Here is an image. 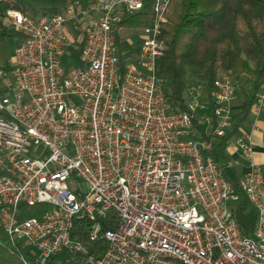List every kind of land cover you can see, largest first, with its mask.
I'll return each mask as SVG.
<instances>
[{
	"label": "built area",
	"instance_id": "1",
	"mask_svg": "<svg viewBox=\"0 0 264 264\" xmlns=\"http://www.w3.org/2000/svg\"><path fill=\"white\" fill-rule=\"evenodd\" d=\"M170 1L75 0L36 19L0 13V29L18 39L13 57L0 64V228L33 246L35 259L24 264H264V172L252 161L251 136L225 140L249 165L239 182L255 212L248 237L229 206L238 195L207 155L212 142L198 137L190 115L172 111L166 83L156 77ZM146 4L153 24L131 31L137 42L125 41L137 51L120 60L116 37L127 28L117 25ZM80 34L79 63L66 69ZM214 87L219 138L232 127L239 81L222 75ZM197 90L188 89L190 108L209 127V104ZM263 112L264 84L253 126ZM75 179L86 190L70 188ZM42 204L39 216H26ZM75 217L89 223L91 241L106 242L102 255L72 239Z\"/></svg>",
	"mask_w": 264,
	"mask_h": 264
},
{
	"label": "trees",
	"instance_id": "2",
	"mask_svg": "<svg viewBox=\"0 0 264 264\" xmlns=\"http://www.w3.org/2000/svg\"><path fill=\"white\" fill-rule=\"evenodd\" d=\"M75 0H3L0 13L9 9L20 11L24 16L36 19L40 16L59 13ZM88 6L95 0H78ZM153 24L149 5L135 14L122 18L118 27L142 29ZM16 34L0 29V42ZM166 44L164 54L156 60L155 74L165 81V91L172 111L191 116L198 137L212 142L213 149L207 155L213 156L223 168L221 151L225 140L239 133L242 124L251 116V109L260 87L264 84V0H171L167 23L161 29ZM84 40L80 34L75 40L76 49L69 48L63 65L69 69L79 63ZM120 60L130 58L137 46L116 37ZM69 63V65H67ZM187 69L202 84L206 103L209 104L211 125L201 119L202 114L191 110L185 99ZM225 73L239 82L238 105L240 109L232 114V127L224 137H215L213 131L217 122L213 116L212 93L214 82ZM239 81V80H238ZM252 117V116H251ZM264 172V167H261ZM238 200L231 207L234 218L244 236H251L255 227V214L243 196L238 180H229ZM20 209L17 218L22 220ZM89 223L75 217L71 237L80 242L91 255H102L107 244L102 238L90 240ZM34 248L24 241H12L0 228V264H24L35 259ZM61 256V255H60Z\"/></svg>",
	"mask_w": 264,
	"mask_h": 264
},
{
	"label": "crops",
	"instance_id": "3",
	"mask_svg": "<svg viewBox=\"0 0 264 264\" xmlns=\"http://www.w3.org/2000/svg\"><path fill=\"white\" fill-rule=\"evenodd\" d=\"M237 102L238 100L234 103V112L240 109ZM241 132L247 133L251 136L253 144V163L264 167V113L258 116L254 126L253 118L250 116V118L242 124L239 133ZM221 159L223 160L222 162H231L230 167H227L225 163H223L224 174L229 180L240 181L243 176L249 172L248 162L241 158L239 152L234 146H224L221 151ZM249 211L250 213L255 214L251 206Z\"/></svg>",
	"mask_w": 264,
	"mask_h": 264
},
{
	"label": "rangeland",
	"instance_id": "4",
	"mask_svg": "<svg viewBox=\"0 0 264 264\" xmlns=\"http://www.w3.org/2000/svg\"><path fill=\"white\" fill-rule=\"evenodd\" d=\"M67 28L71 30V25L67 24ZM132 30L133 29H127V30L121 31L120 35H121L122 39L127 40L128 42L130 41L132 44H135L137 42L139 36L137 34L136 35L133 34ZM72 34H73V32H72ZM17 42H18V39L15 37L7 38V39L0 42V64L5 65L7 63V61L13 57V53H14V50L16 48ZM65 63L67 64V62H65ZM67 65H69V63ZM222 75L226 76L225 73L221 74V76ZM238 80H239V82H242L244 80V78L241 77ZM186 86H187V89H186L184 94H185L186 102L189 105V107L192 104V97L190 95H188L187 92H188V89H190L192 87L198 89L197 90V91H199L198 92V100L200 101V103L205 102V94L203 93L202 84L199 81H197L196 77L190 72V69H187ZM199 88H200V90H199ZM198 114H200V112H198ZM69 185H70V188H73V189L79 188L80 190H86L85 185L80 180H77V179H75L74 181H71L69 183ZM234 204H235V202H233V201L229 202L230 207H232ZM46 209H47V205H44V204L36 205V206L27 208L25 210V213H26L27 217H35V216H39L41 214L40 213L41 210H46Z\"/></svg>",
	"mask_w": 264,
	"mask_h": 264
},
{
	"label": "water",
	"instance_id": "5",
	"mask_svg": "<svg viewBox=\"0 0 264 264\" xmlns=\"http://www.w3.org/2000/svg\"><path fill=\"white\" fill-rule=\"evenodd\" d=\"M0 1H3V0H0Z\"/></svg>",
	"mask_w": 264,
	"mask_h": 264
}]
</instances>
